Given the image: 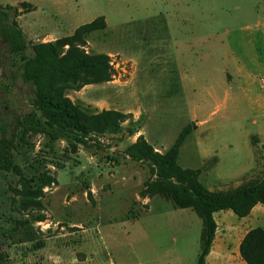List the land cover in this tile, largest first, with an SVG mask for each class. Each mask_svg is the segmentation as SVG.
<instances>
[{"label": "rangeland", "instance_id": "1", "mask_svg": "<svg viewBox=\"0 0 264 264\" xmlns=\"http://www.w3.org/2000/svg\"><path fill=\"white\" fill-rule=\"evenodd\" d=\"M24 1L35 9L20 26L34 43L44 38H34L30 29L62 38L105 17L107 27L89 35L86 50L111 57L112 80L67 93L94 111L116 109L129 119L122 132L77 152L67 139L30 137L35 148L24 145L18 162L28 171L40 161L57 182L37 199L47 219L34 224L36 240L25 241L21 232L4 235L9 224L0 221V248L9 264H197L202 219L162 196L142 198L149 167L130 159L125 149L143 135L156 151L166 152L192 125L178 161L201 169L200 180L210 190L262 178L264 0H0V5ZM20 64L1 42L0 117L10 132L33 108L34 88L23 82ZM11 187L22 189L20 177L2 176L1 197L12 196L18 206L24 196ZM23 213L12 215L27 217ZM221 214L219 236H231L235 251L248 228L238 235L233 230L248 221L231 210ZM253 216L264 227V213Z\"/></svg>", "mask_w": 264, "mask_h": 264}, {"label": "trees", "instance_id": "2", "mask_svg": "<svg viewBox=\"0 0 264 264\" xmlns=\"http://www.w3.org/2000/svg\"><path fill=\"white\" fill-rule=\"evenodd\" d=\"M34 9L35 6L27 1L18 6L0 5V43L7 42L11 53L20 58L23 82L34 88L32 110L18 119L11 132L0 117V178L9 174L19 176L22 189H10L14 195L24 196L23 202L14 206L12 196L4 200L0 195V221L4 219L9 224L4 235L21 232L25 234V241L36 240L34 224L47 219L37 199L45 195V187L57 182L40 161L30 163L28 171L18 162L24 145L35 148L30 137L45 135L52 143L67 139L72 152H77L80 146L90 147L94 141L99 143V138L106 134L122 132L129 119L127 114L116 109L94 111L72 101L67 93L69 89L79 90L85 85L112 80L111 57L86 50L89 35L107 27L105 17L81 25L72 35L34 43L28 41L18 22L19 16ZM29 48L31 54H28ZM193 131L192 125L186 126L166 152L156 151L140 135L125 149V155L149 167L151 176L140 192L142 198L162 196L174 207L192 208L202 219L201 252L197 264H206L218 229L215 213L231 210L243 218L256 205L264 206V174L262 178L246 180L231 190H210L200 180L201 169L182 167L178 161L181 147ZM136 132L130 130L131 135ZM12 212H27V217L17 218ZM44 244L39 240L37 247L42 248ZM239 251L246 264H264V227L250 229L242 239ZM0 264H9L8 255L1 248Z\"/></svg>", "mask_w": 264, "mask_h": 264}, {"label": "crops", "instance_id": "3", "mask_svg": "<svg viewBox=\"0 0 264 264\" xmlns=\"http://www.w3.org/2000/svg\"><path fill=\"white\" fill-rule=\"evenodd\" d=\"M10 5L16 6L14 4H10ZM26 15H27V13H24L18 17L19 24H20V20L23 17H25ZM30 32L33 33L32 35H34L33 36L34 38H36V37L44 38L43 40H41L39 42H50V41H55L56 39H59L56 37V35H53L51 33L40 34V33H38V31L36 29H30ZM28 33H29V31L26 29L25 34H28ZM35 35H37V36H35ZM49 37H52V38H49ZM35 43H37V42H35ZM224 211H226V210H224ZM256 211H257V214L264 213V206H262L261 204L256 205L253 208L252 212L247 217H243L244 221H248L247 225L245 227H244V225L243 226L239 225L235 230H233V233L235 235H238L242 230L248 228V230L239 239V242L237 243V245L234 244V247H235L234 250L235 251H233L230 248L231 247V240H232L231 236H228V237L227 236H224V237L219 236V230H220L221 224L218 220V216L222 215L221 214L222 211L215 213V219H216V222L218 224V229H217L215 240L213 242L211 252L207 256L206 264H246L240 255L239 246H240V243H241L242 239L244 238L245 234L250 229L258 227L259 220L253 216V214ZM261 227H263V226H261ZM228 232H230V231H228Z\"/></svg>", "mask_w": 264, "mask_h": 264}]
</instances>
